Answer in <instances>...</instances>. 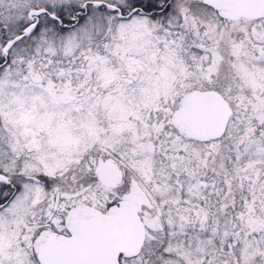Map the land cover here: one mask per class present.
Wrapping results in <instances>:
<instances>
[{
  "label": "snow or ice",
  "instance_id": "1",
  "mask_svg": "<svg viewBox=\"0 0 264 264\" xmlns=\"http://www.w3.org/2000/svg\"><path fill=\"white\" fill-rule=\"evenodd\" d=\"M0 264H264V0H0Z\"/></svg>",
  "mask_w": 264,
  "mask_h": 264
}]
</instances>
